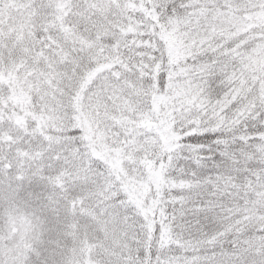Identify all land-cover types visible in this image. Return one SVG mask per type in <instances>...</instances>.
<instances>
[{"label":"snow or ice","instance_id":"obj_1","mask_svg":"<svg viewBox=\"0 0 264 264\" xmlns=\"http://www.w3.org/2000/svg\"><path fill=\"white\" fill-rule=\"evenodd\" d=\"M0 264H264V0H0Z\"/></svg>","mask_w":264,"mask_h":264}]
</instances>
